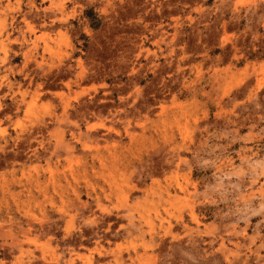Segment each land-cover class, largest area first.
<instances>
[{"label":"rangeland","instance_id":"1","mask_svg":"<svg viewBox=\"0 0 264 264\" xmlns=\"http://www.w3.org/2000/svg\"><path fill=\"white\" fill-rule=\"evenodd\" d=\"M0 264H264V0H0Z\"/></svg>","mask_w":264,"mask_h":264},{"label":"bare ground","instance_id":"2","mask_svg":"<svg viewBox=\"0 0 264 264\" xmlns=\"http://www.w3.org/2000/svg\"><path fill=\"white\" fill-rule=\"evenodd\" d=\"M19 248V247H18Z\"/></svg>","mask_w":264,"mask_h":264}]
</instances>
